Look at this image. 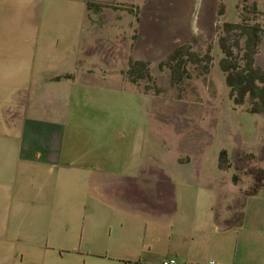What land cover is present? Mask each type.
<instances>
[{
    "label": "rangeland",
    "instance_id": "rangeland-1",
    "mask_svg": "<svg viewBox=\"0 0 264 264\" xmlns=\"http://www.w3.org/2000/svg\"><path fill=\"white\" fill-rule=\"evenodd\" d=\"M102 2L92 11L84 0H0V264H122L83 248L77 163L94 150L129 151L140 119L142 144L165 155L163 165L172 154L189 160L182 171L209 196L215 222L242 211L237 226H207L196 251L182 247V264H264V116L247 97L233 102L219 66L220 42L243 63L236 25H249L264 72V0ZM176 46L198 58L182 54L187 75L173 81L159 62ZM133 60L144 64L130 79ZM44 142L55 164L23 156Z\"/></svg>",
    "mask_w": 264,
    "mask_h": 264
},
{
    "label": "crops",
    "instance_id": "crops-1",
    "mask_svg": "<svg viewBox=\"0 0 264 264\" xmlns=\"http://www.w3.org/2000/svg\"><path fill=\"white\" fill-rule=\"evenodd\" d=\"M146 123L139 120L140 129L129 151L94 150L79 159L85 209L80 230L83 248L89 254L117 253L116 259L122 264H160L166 257L182 264L181 248L196 251L190 244L195 245L196 239L205 236L207 226L216 224L212 204L208 195L199 196L191 174L184 175L182 166L188 163L187 158L172 154V165L165 166V155L160 157L159 152L145 148L142 143L147 134L141 127ZM45 144L46 147L34 144L23 156L44 166L55 164L59 154ZM165 245L166 250L157 254ZM138 252L144 255H132ZM89 264L103 263L91 260Z\"/></svg>",
    "mask_w": 264,
    "mask_h": 264
},
{
    "label": "trees",
    "instance_id": "trees-1",
    "mask_svg": "<svg viewBox=\"0 0 264 264\" xmlns=\"http://www.w3.org/2000/svg\"><path fill=\"white\" fill-rule=\"evenodd\" d=\"M87 9L92 11H98L105 2L96 0H84ZM240 28L241 34L245 36L244 51L242 56L244 60L242 64L237 61L226 58L231 54L228 47L225 46L223 42H220V48L225 57L219 60V66L222 71H224V81L229 87V93L235 104H241L245 101L247 97L248 110L250 112L260 113L264 116V72L258 67L254 66L253 62V52L255 46L258 42V36L256 34V27L249 25L237 24ZM182 54H188V59L195 61L198 57L187 50L186 48L176 46L173 47L163 60L159 64H165L170 68V76L173 81H176L182 76V73L187 72L184 68V59ZM144 62L140 60H133L129 62V66L126 70V75L130 77L141 76V68ZM68 76V74L66 75ZM262 151L264 155V142L262 145ZM226 159V153L224 150L218 155L217 165L220 168L227 166V162L224 163L223 160ZM259 190V187H252L249 191H245V198L247 195L255 194ZM242 211H238L235 218H226L222 222L216 221V224L220 227L237 226L241 223Z\"/></svg>",
    "mask_w": 264,
    "mask_h": 264
},
{
    "label": "built area",
    "instance_id": "built-area-1",
    "mask_svg": "<svg viewBox=\"0 0 264 264\" xmlns=\"http://www.w3.org/2000/svg\"><path fill=\"white\" fill-rule=\"evenodd\" d=\"M211 263L212 261H209L207 264H211ZM160 264H176V260L173 257H166L160 261Z\"/></svg>",
    "mask_w": 264,
    "mask_h": 264
}]
</instances>
